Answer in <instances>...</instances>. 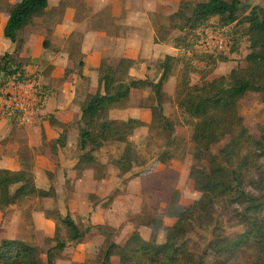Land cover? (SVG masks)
<instances>
[{
    "label": "trees",
    "instance_id": "16d2710c",
    "mask_svg": "<svg viewBox=\"0 0 264 264\" xmlns=\"http://www.w3.org/2000/svg\"><path fill=\"white\" fill-rule=\"evenodd\" d=\"M46 7L47 0H19L10 10L3 31L4 37L10 42H18L19 33L32 23L34 17L42 15ZM242 8L241 0H205L196 3L183 1L179 10L169 17V26L180 34L185 30L193 32L191 40L183 45L179 39H172L181 56L189 54L187 57L192 63H202L198 70L202 74L200 83L190 86L186 77L178 85L176 92L177 107L193 122L191 139L194 144V164L190 168L189 176L200 196L193 203L181 208L177 192L173 194L166 213L168 217L175 218V222L167 228L164 242H145L138 232L132 231L120 244H108L101 264H111L112 257H117L119 264H205L182 242L188 228L193 223L201 226L213 224L216 209L231 207L233 204L244 206L240 223L244 225L245 231L235 239L228 240L217 224L216 228L220 233L215 235L209 245L213 256L211 264H264V185L260 177L264 135L261 139H256L250 134L239 105L248 94L257 95L264 104V5L253 6L243 18L242 23L247 26L244 33L249 44V53L240 62L242 64H236L227 75L208 81L209 73L205 72V66L215 67L217 63L225 62L228 55L204 54L194 50L200 33L204 29H211L228 36L233 42L229 55L236 53L239 43L237 30L226 31L224 28L239 24L238 13ZM212 18H218L221 25L208 23ZM178 58H164L159 65L161 76L157 82L133 79L126 81V71L130 67L127 60L122 59L116 66H100L97 90L92 95L88 94L81 104L77 168L93 167L96 152L107 144L119 143L125 144V148L116 163L117 167L123 173L131 171L137 154L128 139L136 130L144 128L145 124L132 118L110 120L107 114L111 108L128 102L132 90L150 91L145 100L149 102L147 107L151 117L157 119L163 129L173 132L174 127L163 114L166 100L163 86ZM8 59L9 56L5 55L0 61V97L9 80L36 79L35 75L27 74L23 68L10 66ZM39 89L41 105L45 98L44 87L40 85ZM6 112L11 120L19 121L18 114ZM49 120L53 123L52 119ZM63 138L61 135L56 142H62ZM166 161L163 158L159 160L160 163ZM244 180L249 181L260 195H246L243 190ZM15 184L20 186L14 193H10V187ZM47 196H50L49 192L36 189L31 173L0 170L1 209L27 197ZM48 217L56 220V233L52 239H45L47 243H55L54 247L47 250L46 264H55L53 250L62 252L68 242L86 241V234L90 229L97 235L104 229L103 225H97L82 231L69 216L62 218L57 211ZM155 223V226L146 223L141 225L155 232L163 224L159 218ZM60 228L66 233L65 239L59 238ZM105 236L111 239V233ZM241 254L245 257L240 261L238 256ZM0 264L42 262L34 246L19 240L4 239L0 242Z\"/></svg>",
    "mask_w": 264,
    "mask_h": 264
},
{
    "label": "crops",
    "instance_id": "0c3cea01",
    "mask_svg": "<svg viewBox=\"0 0 264 264\" xmlns=\"http://www.w3.org/2000/svg\"><path fill=\"white\" fill-rule=\"evenodd\" d=\"M183 1L198 0H47L43 14L34 17L19 33L18 42L13 43L3 31L10 10L19 0H0V61L8 55L10 66L36 74L45 95L31 125L11 120L0 105V170L31 173L36 189L52 193L40 198L45 210L33 211L31 219L33 232L42 238L52 239L56 233V220L47 216L52 209L62 218L69 216L78 227L79 223L102 225L98 222L101 198H91L96 193L92 168H77L81 104L88 94L96 92L102 64L116 66L122 59L127 60L130 67L126 81H158L164 58L180 53L173 34L167 35L164 28ZM257 1L262 4L256 5H264V0ZM169 79L171 75L163 86L164 92ZM143 94L149 95L150 91L132 90L130 100ZM123 104L111 108L108 119L132 118L144 124L152 119L147 106H139L132 112L134 116H127L119 109ZM61 135L63 141L57 143ZM19 186H11L10 193ZM32 198L36 197L0 208V225L23 226L25 202ZM59 230L66 237L64 229ZM92 236L99 237L91 229L86 241L68 242L66 247L76 243L94 250ZM9 237H2L0 242L17 240ZM111 264H119L118 258L112 257Z\"/></svg>",
    "mask_w": 264,
    "mask_h": 264
},
{
    "label": "rangeland",
    "instance_id": "374dc122",
    "mask_svg": "<svg viewBox=\"0 0 264 264\" xmlns=\"http://www.w3.org/2000/svg\"><path fill=\"white\" fill-rule=\"evenodd\" d=\"M242 3L243 8L238 13L239 24L237 26L231 24L224 28L226 31L237 30L239 35L237 52L228 55L225 62L217 63L215 67L205 66V72L209 73L208 81L227 75L249 53V44L244 33L247 26L242 21L256 3L260 5L262 2L242 0ZM208 23L221 25L218 18H212ZM169 24L171 25V22ZM169 24L164 30L169 36L173 34L172 39H179L181 45L191 40L193 32L185 30L180 34ZM177 40L176 44L179 45ZM186 55L189 56V54ZM177 56L179 58L172 68L171 80L169 79L165 87L166 100L163 104V114L174 127L173 132L170 133L163 129L159 121L153 118L145 123L144 128L136 130L128 139L137 154L135 162L132 163V169L128 173L120 171L116 164L125 144H107L96 153V162L93 167H90L93 171L91 177L96 181V193L91 194V198L93 200L101 198L100 208L102 209L99 211L101 215H99L98 222L102 223L104 229L101 234H98L99 237H91L95 242L94 250L76 243L68 245L63 252L53 250L52 256L55 264H101L108 244L122 242L132 231L138 232L145 242L160 244L165 240L167 228L175 222V218L168 217L166 213L173 194L177 192L178 204L181 208L199 198L200 193L194 189L193 181L189 176L190 168L194 164V144L191 139L193 122L182 109L177 107L176 92L178 85L186 77L190 86L200 83L202 74L198 70L202 63H192L189 57L181 56V52L177 53ZM147 96L146 94L142 97L137 95L121 105L119 109L126 112L127 116H134L132 112L136 108L149 105V102L145 100ZM239 105L240 113L250 134L256 139H261L264 135V104L259 101L257 95L248 94ZM161 158L167 161L160 163ZM260 169L261 183L264 185V156L260 158ZM243 190L248 196L260 195V192L246 180H244ZM36 198L25 202L23 226L0 225V239L10 236L9 238H15L34 246L42 264H46L47 250L55 243H47L40 233H34L32 230L33 211L45 210L40 197ZM243 208L244 206L238 204L217 208L213 215V224L208 226L190 224L182 242L197 258L203 260L205 264H211L213 256L209 245L216 237L215 235L220 233V230L216 228L217 224L221 227L225 238L235 239L245 231L244 225L240 223ZM55 213L56 210L52 209L48 211L47 216ZM158 218L163 223L160 230L152 232L151 228L141 225L146 223L155 226ZM109 223L113 224L114 228ZM79 228L85 231L89 229V226L79 223ZM108 233H111V239L105 236ZM59 235L60 239L66 238L63 231H60ZM76 256L80 258L78 261L72 259ZM86 256L88 257L85 258ZM238 257L241 261L245 256L241 254Z\"/></svg>",
    "mask_w": 264,
    "mask_h": 264
},
{
    "label": "built area",
    "instance_id": "2783aa9c",
    "mask_svg": "<svg viewBox=\"0 0 264 264\" xmlns=\"http://www.w3.org/2000/svg\"><path fill=\"white\" fill-rule=\"evenodd\" d=\"M232 40L221 32L204 29L197 40L194 50L204 54L229 55ZM40 84L35 78L11 79L2 90L0 105L5 111L19 115V121L31 125L36 121L41 107Z\"/></svg>",
    "mask_w": 264,
    "mask_h": 264
}]
</instances>
